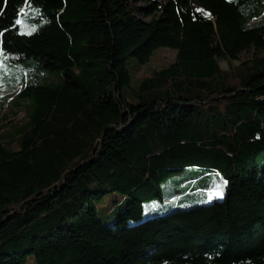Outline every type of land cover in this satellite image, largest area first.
Listing matches in <instances>:
<instances>
[{
    "label": "trees",
    "instance_id": "16d2710c",
    "mask_svg": "<svg viewBox=\"0 0 264 264\" xmlns=\"http://www.w3.org/2000/svg\"><path fill=\"white\" fill-rule=\"evenodd\" d=\"M159 47L175 62L126 92L127 60ZM0 55L60 75L18 88L8 147L0 126V264H264V0H0ZM189 169L222 199L141 221Z\"/></svg>",
    "mask_w": 264,
    "mask_h": 264
},
{
    "label": "rangeland",
    "instance_id": "374dc122",
    "mask_svg": "<svg viewBox=\"0 0 264 264\" xmlns=\"http://www.w3.org/2000/svg\"><path fill=\"white\" fill-rule=\"evenodd\" d=\"M34 17H36V11H32L23 17L19 29L21 33L29 35L37 30L38 23H27V20ZM252 54L253 51L242 52L240 58ZM176 56V50L159 47L153 50L149 60L144 64H140L135 58L128 59L126 67L130 75V83L124 90L129 92L131 89H136L143 78L174 63ZM0 62H2L0 63V107L2 109L0 126L3 128L1 137L3 146L8 147L7 143L9 144L8 141L13 134L11 126L23 124L27 120L25 111L27 104L25 101H21L22 106L19 108V101L15 96L18 88L30 80L40 81L42 85H56L60 81V75L53 72H38L25 66H14L11 63H6L2 55H0ZM219 66L222 70H227L225 61H219ZM37 73L41 77L38 78ZM193 172L189 169L164 176L159 183L161 199L151 198L143 202L141 221L172 209L201 206L222 199L226 183L221 176L210 171H206L205 175ZM217 184L222 185V194L216 195L213 192L212 195H209V190L214 189ZM125 201L123 197L117 194H108L103 197L97 205V218L103 226L109 227L114 223L125 206ZM27 264L35 263L29 259Z\"/></svg>",
    "mask_w": 264,
    "mask_h": 264
},
{
    "label": "snow or ice",
    "instance_id": "6c2138e0",
    "mask_svg": "<svg viewBox=\"0 0 264 264\" xmlns=\"http://www.w3.org/2000/svg\"><path fill=\"white\" fill-rule=\"evenodd\" d=\"M198 11H199V10H198ZM16 23H17V24H22V21L18 19V20L16 21ZM0 63H2V62H0ZM224 183H226V181H225ZM221 189H222V185L217 184V185H215L214 189H210V190H209V195H212L213 192H214L216 195H221V194H222Z\"/></svg>",
    "mask_w": 264,
    "mask_h": 264
}]
</instances>
